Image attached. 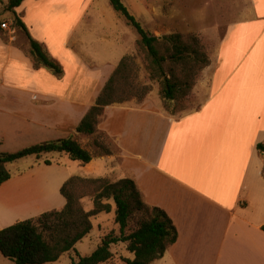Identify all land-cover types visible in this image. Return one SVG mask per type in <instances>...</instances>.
<instances>
[{
  "label": "crops",
  "instance_id": "crops-1",
  "mask_svg": "<svg viewBox=\"0 0 264 264\" xmlns=\"http://www.w3.org/2000/svg\"><path fill=\"white\" fill-rule=\"evenodd\" d=\"M230 1L226 31L200 74V105L179 117L151 101L107 107L98 130L111 141L112 155H93L86 166L61 154L46 165L47 155L13 174L0 186V231L62 210L67 202L61 189L72 177L131 179L145 203L164 210L178 232L177 242L152 264H264V154L257 149L264 143V0ZM53 4L54 10L67 8ZM93 10L75 28L62 24L59 40L55 23L47 37L42 22L43 34L36 35L24 21L62 67L61 77L35 69L13 39L0 37V146L28 148L75 137L85 147L76 128L127 53L120 30L99 22L101 12ZM62 13L65 22L81 12ZM88 198L82 206L89 212ZM111 203L114 217L99 219V229L111 220L117 225ZM106 231L100 242L119 233V226Z\"/></svg>",
  "mask_w": 264,
  "mask_h": 264
},
{
  "label": "trees",
  "instance_id": "trees-1",
  "mask_svg": "<svg viewBox=\"0 0 264 264\" xmlns=\"http://www.w3.org/2000/svg\"><path fill=\"white\" fill-rule=\"evenodd\" d=\"M26 0H9L6 12L13 15L14 26L21 29L29 42L25 54L33 62L35 69L46 68L53 75L61 77L63 69L35 41L26 25L16 14V10ZM113 10L133 27L140 41L138 45L146 62L151 81L160 85L161 96L167 107L189 97L200 73L209 67L210 58L203 51L200 39L195 35H164L161 38L146 31L132 16L121 0H110ZM6 22L0 19V30ZM138 67L133 56L124 57L95 105L88 111L76 128L77 135L93 136L99 133L98 126L110 106L122 105L133 100L143 103L151 88L138 82ZM99 155H112L113 151L105 142L97 140ZM264 154V143L257 147ZM61 154L81 166L89 164L94 156L75 137L43 142L17 153H0V186L8 182L13 174L7 166L28 157L41 159L43 156ZM51 165V161H45ZM66 206L52 210L38 217L19 221L0 231V254L14 264H53L64 254L75 252L78 261L73 264H107L112 261V247L120 243L127 245V251L134 256L125 259L124 264H152L163 258L166 251L178 240L177 229L167 213L145 203L142 195L131 179L110 183L107 179H82L72 177L61 189ZM92 197L93 209L86 211L82 200ZM114 203L115 223L119 233L110 232L101 239V245L90 256L82 257L76 250L93 230L92 219L105 213L110 214ZM264 232V226L262 227Z\"/></svg>",
  "mask_w": 264,
  "mask_h": 264
},
{
  "label": "rangeland",
  "instance_id": "rangeland-1",
  "mask_svg": "<svg viewBox=\"0 0 264 264\" xmlns=\"http://www.w3.org/2000/svg\"><path fill=\"white\" fill-rule=\"evenodd\" d=\"M8 1L9 0H0V19L4 20L9 25L8 30H0V37L8 41L13 39L12 41L18 47L23 49V51H27L29 49V44L25 33L21 29L14 26L13 15L6 12ZM121 1L128 9L129 13L141 23L146 31L159 38L164 35L171 34H182L185 37L189 35L197 36L200 39L203 51L209 58L215 53L217 44L226 31L225 27H222L223 18H225V16L227 18L231 15L230 12H226L228 3L231 2L230 0ZM53 3L64 4L67 8L57 7L54 10L51 6L54 5ZM89 7H93L95 11L101 12L102 16H100L101 20L99 19V22H102L103 24L107 23L106 26L109 28H116L117 30H120V37L123 38L124 42L123 46L127 44V53L125 57L133 56L135 58V65L138 67L137 82L141 86H149L151 88V91L145 101L162 104L169 114L174 117H179L186 112L196 109V107L200 105V103L204 100L205 90L201 89L202 84L200 82L201 77L199 75L189 97L179 103H171L169 104V107H167L165 100L161 96L160 85L157 82L151 81L149 78V74L146 69V62L142 59L143 54L140 46L138 45L140 36L133 27L128 25L127 21L121 16V14L113 10L110 5V0H26V3H23V5L16 10V14L23 22L26 21L30 27H34V33L36 35L43 34V32L41 33L40 22L43 23V31L47 37H49V35H47L48 29H51V24L55 23L54 28L57 32L59 40L60 36L61 39H63L62 24H73L75 28L76 24L84 19V14ZM67 9H76L77 13H81L78 18L73 17L64 22V20L62 21L60 18L61 15H64L62 12L67 11ZM73 76L74 73L69 71L70 79ZM79 81L80 78L77 79V82ZM132 102L137 101L133 100ZM81 140H83L82 143L85 144V148L87 147L86 149L93 155H99V150L96 145L97 140L105 142L112 150L114 149L111 141H109V139L101 133H97L93 136H83ZM20 145L11 146L9 143L4 144L0 146V153H17L26 149L24 148L25 146ZM53 156L54 158H58L56 157L57 155H51V157H49V161H52L51 158ZM37 160L35 157H28L17 163L8 165L7 169L12 174H18L41 161L39 159ZM43 160L44 158L42 161ZM86 199L89 200V198ZM113 217V214H103L102 216L93 219V223L95 224L94 230L91 232L89 237L76 248L77 252L82 257L91 255L101 245L100 236L103 230L110 232L111 228L118 229V226L115 225L112 220V224L107 223L103 230L98 228L97 221L99 219L105 220L112 219ZM105 223L106 222H104V225ZM113 254L114 257L112 261L107 264H124V260L128 259L130 256L127 249L121 245L116 246L113 250ZM77 261L78 257L76 253L70 252L69 254L63 255V257L54 264H73ZM0 264L14 263L0 255Z\"/></svg>",
  "mask_w": 264,
  "mask_h": 264
},
{
  "label": "built area",
  "instance_id": "built-area-1",
  "mask_svg": "<svg viewBox=\"0 0 264 264\" xmlns=\"http://www.w3.org/2000/svg\"><path fill=\"white\" fill-rule=\"evenodd\" d=\"M3 29H4V30H8V29H9V25L6 23V24L3 26Z\"/></svg>",
  "mask_w": 264,
  "mask_h": 264
}]
</instances>
